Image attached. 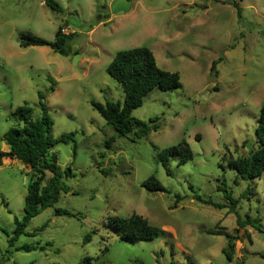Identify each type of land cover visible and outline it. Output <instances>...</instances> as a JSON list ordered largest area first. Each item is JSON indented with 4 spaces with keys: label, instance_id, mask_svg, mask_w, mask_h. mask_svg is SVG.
<instances>
[{
    "label": "rangeland",
    "instance_id": "374dc122",
    "mask_svg": "<svg viewBox=\"0 0 264 264\" xmlns=\"http://www.w3.org/2000/svg\"><path fill=\"white\" fill-rule=\"evenodd\" d=\"M54 1L61 13L44 0H0V151H7L4 133L20 123L19 107L39 118L38 93L53 121L52 138L73 134L53 148L66 192L12 244L32 172L3 160L0 264H81L84 258L94 264H264V171L242 180L229 165L256 148L264 105V0ZM59 27L70 39L68 56L46 46L19 47L22 34L53 42ZM138 47L151 51L158 68L178 74L181 87L156 88L145 97L132 116L159 129L133 142L117 137L90 102L122 100L107 68L116 53ZM183 141L192 159L178 165L171 156L167 175L159 154ZM150 176L165 193L142 187ZM51 180L47 174L44 186ZM132 215L159 235L135 244L118 240L109 219ZM247 217L259 225L239 227L236 219Z\"/></svg>",
    "mask_w": 264,
    "mask_h": 264
},
{
    "label": "trees",
    "instance_id": "16d2710c",
    "mask_svg": "<svg viewBox=\"0 0 264 264\" xmlns=\"http://www.w3.org/2000/svg\"><path fill=\"white\" fill-rule=\"evenodd\" d=\"M44 4L52 11L61 13L62 9L54 0H44ZM236 8L238 18L241 15L239 7L233 3ZM69 38L61 34L59 27L53 42H48L41 38L22 34L19 37V47H49L55 53L61 56L69 54ZM216 62H213L212 69ZM107 74L120 85L123 98L120 101H106L105 104L91 101L90 105L94 111L105 121L107 125L113 128L117 137H132L131 141L146 138L151 131L159 129L157 118L150 120L148 125L145 122L135 119L132 112L143 105L145 97L154 89L161 92H171L181 87L178 74L161 70L157 67L151 51L145 47L133 48L116 53L113 60L107 68ZM40 115L38 119L32 118V109L24 105L15 111L20 123L18 127L10 128L2 136V140L7 147V151H0V167L4 159L15 160L30 168L32 178L27 187V193L24 198V215L21 220L14 218L16 225L10 244L15 242L18 237L25 234L26 224L44 209L57 202L61 192H66L65 185L60 181V172L57 169V155L53 151L54 145L58 142H66L73 134L61 136L54 140L51 136L53 121L48 114L45 96L38 93ZM256 148L249 152L244 158H238L231 161L229 165L236 171L237 176L242 180H251L259 177L264 171V105L261 106L257 120V129L255 131ZM114 139L108 141L113 143ZM75 149V146H74ZM177 156L178 165H183L192 159V153L189 146L183 141L175 146L164 149L158 157V161L170 175V157ZM104 173V172H103ZM50 174L52 180L50 184L45 185L46 176ZM147 191L151 193H165V188L154 177H148L143 183ZM199 202L209 205L207 201L196 198ZM57 216L67 215L73 217L69 212L62 209H55ZM239 227H256L260 220H251L247 217L245 220L236 219ZM44 226L41 227V229ZM108 227L118 240L135 244L141 241H152L159 235V229L150 225L140 216L132 215L129 218H111ZM95 231L92 232L94 234ZM213 235H224L221 233H212ZM227 239L230 237L225 234ZM90 241V234L84 238V243ZM22 250L29 252L31 247H24ZM81 264H94L91 258H84ZM138 264V262H136Z\"/></svg>",
    "mask_w": 264,
    "mask_h": 264
},
{
    "label": "water",
    "instance_id": "95a60500",
    "mask_svg": "<svg viewBox=\"0 0 264 264\" xmlns=\"http://www.w3.org/2000/svg\"><path fill=\"white\" fill-rule=\"evenodd\" d=\"M76 60H77V58L75 57V58H73V64H75L76 63Z\"/></svg>",
    "mask_w": 264,
    "mask_h": 264
}]
</instances>
